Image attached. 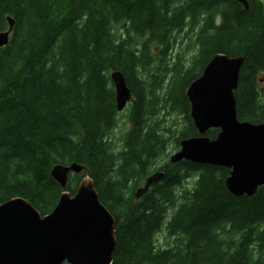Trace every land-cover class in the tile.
<instances>
[{
  "label": "trees",
  "instance_id": "obj_1",
  "mask_svg": "<svg viewBox=\"0 0 264 264\" xmlns=\"http://www.w3.org/2000/svg\"><path fill=\"white\" fill-rule=\"evenodd\" d=\"M247 2L0 0V31L7 15L14 20L0 47V203L21 196L49 213L62 191L51 167L76 161L114 217L111 264H264V185L234 196L225 167L180 160L153 169L168 133L177 148L196 136L185 90L216 53L243 57L237 117L264 122V0ZM183 30L187 59L175 52ZM112 70L133 98L119 140ZM168 112L182 116L180 129L164 125ZM154 171L162 178L135 201ZM82 176L70 175L66 190ZM160 231L169 243L157 244Z\"/></svg>",
  "mask_w": 264,
  "mask_h": 264
},
{
  "label": "water",
  "instance_id": "obj_2",
  "mask_svg": "<svg viewBox=\"0 0 264 264\" xmlns=\"http://www.w3.org/2000/svg\"><path fill=\"white\" fill-rule=\"evenodd\" d=\"M248 9L247 0H236ZM0 31V47L7 44L14 20ZM242 56L214 54L185 90L196 136L179 140L168 162L180 160L225 167V189L234 196H254L264 185V122L239 120L234 92ZM115 107L123 111L133 101L123 73L112 70ZM217 129L215 137L205 133ZM83 173L73 194L66 190L70 175ZM51 178L62 191L52 210L42 215L30 201L14 196L0 203V264H111L116 246L114 217L101 202L88 168L76 161L56 163ZM148 175L134 191L137 201L161 179Z\"/></svg>",
  "mask_w": 264,
  "mask_h": 264
},
{
  "label": "rangeland",
  "instance_id": "obj_3",
  "mask_svg": "<svg viewBox=\"0 0 264 264\" xmlns=\"http://www.w3.org/2000/svg\"><path fill=\"white\" fill-rule=\"evenodd\" d=\"M184 33H185V30H183L178 35V38L176 39V41L181 40V42L175 45V50H176L175 52H181L183 57L187 59L191 56V54L193 53V50L188 47L189 38L186 39L184 36L185 35ZM260 87H264V80L260 82ZM127 108H128V105L125 107L124 112H126ZM123 114L120 113L118 115V119H117L118 124L112 131V136L115 137L117 140H119V137L125 131V129L129 127V122L127 121L126 116ZM163 120H165L164 125L166 127H170L174 131L180 129L184 125L182 116L175 112H168L167 114H163ZM166 137H167L166 143L164 144V147L162 151L160 152V154L157 156L153 169L158 168L159 166H162L165 162L168 161L170 155L173 154L176 150H178L175 144V134L172 135L170 132L166 135ZM193 182H194L193 176L188 177L184 181V183L188 186H191ZM171 211H172V208L170 209V212ZM155 237L157 239L158 245H163L165 244V242L169 243L171 241V238H168L165 240L163 231L158 232Z\"/></svg>",
  "mask_w": 264,
  "mask_h": 264
},
{
  "label": "bare ground",
  "instance_id": "obj_4",
  "mask_svg": "<svg viewBox=\"0 0 264 264\" xmlns=\"http://www.w3.org/2000/svg\"><path fill=\"white\" fill-rule=\"evenodd\" d=\"M193 163H195V162H193ZM198 164H200V163H198ZM209 165H210V164H209ZM214 166H215V165H214ZM159 180H160V179H159ZM159 180H158V181H159ZM158 181H157V182H158ZM155 183H156V182H155ZM153 184H154V183H153ZM153 184H152V185H153ZM152 185H151V186H152ZM151 186H150V187H151ZM150 187H149V188H150ZM138 200H139V199H138Z\"/></svg>",
  "mask_w": 264,
  "mask_h": 264
}]
</instances>
